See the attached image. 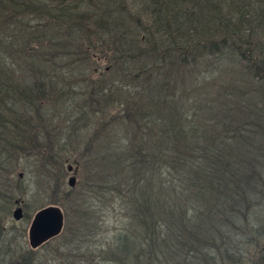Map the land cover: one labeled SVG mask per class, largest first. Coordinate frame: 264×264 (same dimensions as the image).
Masks as SVG:
<instances>
[{
    "label": "trees",
    "instance_id": "1",
    "mask_svg": "<svg viewBox=\"0 0 264 264\" xmlns=\"http://www.w3.org/2000/svg\"><path fill=\"white\" fill-rule=\"evenodd\" d=\"M126 1L0 0V205L38 169L64 216L4 263L264 264V0Z\"/></svg>",
    "mask_w": 264,
    "mask_h": 264
},
{
    "label": "rangeland",
    "instance_id": "2",
    "mask_svg": "<svg viewBox=\"0 0 264 264\" xmlns=\"http://www.w3.org/2000/svg\"><path fill=\"white\" fill-rule=\"evenodd\" d=\"M133 1H135V0H133ZM126 3L129 6L132 5V7H133L132 0H127ZM44 44H47V42ZM98 62H99V60L95 63L97 64ZM99 65H100V68L97 70V72H96L97 74L103 73L104 68H108L107 64L101 63ZM46 114L48 117H53L55 115V114L53 115L52 112H49ZM55 123L60 125V123H58L57 120ZM91 133H92V131L90 130L85 135L86 137H84L83 134H79L77 137H72V139L70 141H76V143L74 145L76 146L75 149H77V152H82L86 148L85 142H86L87 138H89L87 136H89ZM66 135L67 134L61 135V143H63L66 140V138H67ZM67 165H71V163L64 164V166H63L64 179H62V185L59 182V188L57 189L56 192H59V193L62 192L61 186H63L65 190L71 189L68 186L67 182H68L69 177H71L72 175H75V184H76V182L80 184L81 175H79V174L76 175V173H74V170H76L77 168L72 165L73 172H68L67 171ZM34 166L35 165L30 164L31 169H33ZM21 173L22 172L19 170V171H16V173L14 175V178H17L18 181H21L19 184L18 183L15 184V182H12V183H14V184H12L13 188L11 187V185L10 186L8 185V189H9L8 192L13 196L12 202L9 203V200L7 201L5 198H3L5 201L3 200V202L0 205V207H3L2 210L6 207H9V208L4 209V210H9V215L5 219V222L3 221L4 222L3 223L4 224L3 236H1V234H0V237H1L0 238V264H7V263H4V259H7V256L9 254L22 253L23 251H20V250H22L24 245L27 246L29 249H31L29 247L27 233H26L25 240L23 241V238L21 237V232H20L21 228L23 226H25V224H26L23 220L25 210H27V211L29 210L30 212L33 211L32 212V215H33V213H35L37 210H39L43 207H46V206H50L49 200H56L60 196V195H56V194L52 193V192H54L53 191L54 188L57 186V184L55 182H51V180L49 182H47L46 180H45V182L42 181L43 180L42 177H44V175L43 174L41 175L40 170L34 169L30 175L25 174V176ZM74 187H75V185H74ZM74 187H72V188H74ZM1 193H5V191L4 192L0 191V194ZM20 193H24L25 195L23 196ZM75 193H77L76 189H75ZM41 206H43V207H41ZM52 206H54V205H52ZM18 207H20L22 209L23 217H22V219L16 221L15 219H13L12 213ZM55 207H57V206H55ZM58 209H60V208H58ZM63 218H64V216H63ZM28 227H29V224H28ZM28 227H27V229H28ZM51 240H49V241H51Z\"/></svg>",
    "mask_w": 264,
    "mask_h": 264
},
{
    "label": "water",
    "instance_id": "3",
    "mask_svg": "<svg viewBox=\"0 0 264 264\" xmlns=\"http://www.w3.org/2000/svg\"><path fill=\"white\" fill-rule=\"evenodd\" d=\"M67 171L72 172V167L70 165H68ZM67 184L70 188L74 187V175L69 177ZM12 217L16 221L22 219V209L20 207L16 208L12 213ZM62 228L63 214L60 209L55 206H47L38 210L33 216L28 229V243L30 248L35 249L58 236Z\"/></svg>",
    "mask_w": 264,
    "mask_h": 264
}]
</instances>
